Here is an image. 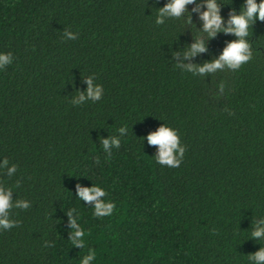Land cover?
<instances>
[{
	"label": "trees",
	"instance_id": "obj_1",
	"mask_svg": "<svg viewBox=\"0 0 264 264\" xmlns=\"http://www.w3.org/2000/svg\"><path fill=\"white\" fill-rule=\"evenodd\" d=\"M167 3L0 0V53H11L0 69V188L11 190L15 222L0 229V264H82L92 252L89 264H256L264 21L244 38L247 63L201 73L238 37H209L206 0L179 17L160 15ZM217 4L227 28L246 0ZM198 41L205 50L187 55ZM162 126L185 148L179 167L155 161L147 137ZM77 186L105 191L99 217Z\"/></svg>",
	"mask_w": 264,
	"mask_h": 264
},
{
	"label": "clouds",
	"instance_id": "obj_2",
	"mask_svg": "<svg viewBox=\"0 0 264 264\" xmlns=\"http://www.w3.org/2000/svg\"><path fill=\"white\" fill-rule=\"evenodd\" d=\"M194 0H169L163 8L160 9V15H168L172 17H179L187 4L193 3ZM207 10L202 12L201 19L204 21V31L208 33L209 37L214 36L217 32H225L234 34L238 37L237 40L227 44L223 50L221 56L214 62L205 64L199 68L201 73L212 72L216 69L228 67V68H240L242 64L247 63L251 59V52L249 51V43L244 39L249 36V29L254 20L259 19L264 21V0H260L259 4L256 0H246V6L241 10V14L232 15L229 20V27H222V17L219 13V7L217 0H206ZM158 23L161 21H157ZM205 45L203 41H198L192 45V50L187 55H194L197 52H203ZM11 62V53H0V69H3L5 65ZM100 89H93L91 86V80H89L88 94L93 98H99ZM83 99V97H81ZM122 131V130H121ZM148 141L152 145H159L158 155L155 157L156 163L160 165H166L172 168L180 166L183 159L185 148L179 146L180 138L175 129L169 127H160L156 132L150 134L147 137ZM119 144L118 140H104L103 145L105 148L108 147L109 143ZM8 160L5 159L3 164H0V169L6 167ZM15 171V166L9 170V174ZM78 196L85 201H96L94 216L99 217L101 211L105 209L103 202L97 201V197L104 196L105 191L98 187L93 186L91 188H84L77 186ZM12 207L11 204V190L0 188V229H10L15 226V222L8 218V212ZM17 207L27 208V203H20ZM108 209L115 208L113 202L107 205ZM113 213V212H112ZM111 213V214H112ZM71 226L74 230L73 237L71 240L72 244H81L82 241L78 237L84 236L85 233L77 224L76 219L71 218ZM253 237L264 236V228H257L253 233ZM96 253H90L83 261L82 264H89V262L95 259ZM252 261L256 264L264 261V248H261L251 257Z\"/></svg>",
	"mask_w": 264,
	"mask_h": 264
}]
</instances>
